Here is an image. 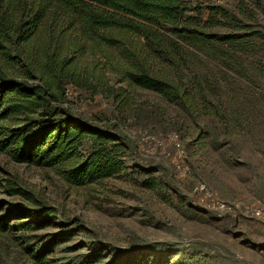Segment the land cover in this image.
<instances>
[{
    "label": "trees",
    "instance_id": "16d2710c",
    "mask_svg": "<svg viewBox=\"0 0 264 264\" xmlns=\"http://www.w3.org/2000/svg\"><path fill=\"white\" fill-rule=\"evenodd\" d=\"M68 84L119 111L146 90L194 123L249 125L264 116V0H0V154L68 187L122 175L131 138L72 114ZM197 132L206 139L216 128ZM6 191L24 200L22 232L61 221L16 172ZM67 231L35 245L30 264L45 263Z\"/></svg>",
    "mask_w": 264,
    "mask_h": 264
},
{
    "label": "rangeland",
    "instance_id": "374dc122",
    "mask_svg": "<svg viewBox=\"0 0 264 264\" xmlns=\"http://www.w3.org/2000/svg\"><path fill=\"white\" fill-rule=\"evenodd\" d=\"M63 106L131 138L126 168L99 184L68 187L45 168L0 154V222L8 224L0 229V264H30L34 246L59 230L69 234L42 264H264V218L254 213L264 207L262 114L225 128L218 118L194 123L151 91L137 90L119 111L104 95L70 84ZM211 127L216 135L197 139ZM15 172L60 209L61 221L21 231L27 218L15 206L24 200L6 191ZM150 179L155 185L144 186ZM197 183L228 208L195 192Z\"/></svg>",
    "mask_w": 264,
    "mask_h": 264
},
{
    "label": "built area",
    "instance_id": "2783aa9c",
    "mask_svg": "<svg viewBox=\"0 0 264 264\" xmlns=\"http://www.w3.org/2000/svg\"><path fill=\"white\" fill-rule=\"evenodd\" d=\"M171 136H172V137H171L172 140H174V138H176V135H174V134L171 135ZM175 145H176L177 147L180 146L179 142H177V141L175 142ZM193 189H194L195 192L202 193L203 196H204L205 198H207V199L209 200V202H210L214 207H216V208H220V209H226V208H228V206H226V204H225L222 200L218 199V198L215 196V194H213L211 191H208V190H207L205 184H203V183H197V184L194 186ZM254 213H255L256 215H258V216L264 218V207L256 208V209L254 210Z\"/></svg>",
    "mask_w": 264,
    "mask_h": 264
}]
</instances>
